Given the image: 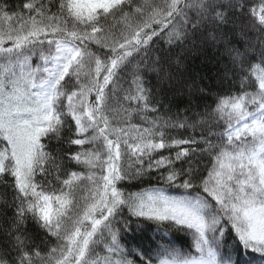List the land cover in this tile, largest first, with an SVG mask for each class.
Listing matches in <instances>:
<instances>
[{"label": "snow or ice", "instance_id": "obj_1", "mask_svg": "<svg viewBox=\"0 0 264 264\" xmlns=\"http://www.w3.org/2000/svg\"><path fill=\"white\" fill-rule=\"evenodd\" d=\"M254 3L0 0V264H264V0ZM205 47L219 54L221 91L201 104L213 89L174 49ZM145 177L182 192L125 191ZM145 221L190 234L195 253L145 249Z\"/></svg>", "mask_w": 264, "mask_h": 264}, {"label": "trees", "instance_id": "obj_2", "mask_svg": "<svg viewBox=\"0 0 264 264\" xmlns=\"http://www.w3.org/2000/svg\"><path fill=\"white\" fill-rule=\"evenodd\" d=\"M9 2L12 4H15L17 3V0H9ZM21 2H23V0H21ZM134 2L143 3L144 0H134ZM149 2H151V0H149ZM253 6L258 7L259 0H255V3ZM12 23H15V21H13ZM108 23L116 26L115 31L117 33L123 27V24L118 19L113 20L110 18ZM233 42L235 43L236 41L234 40ZM174 53H179L183 55L189 69L195 73H199V75L203 78L201 80L202 86L213 89L212 92L208 93V99L200 101L201 104L210 103L211 100L215 98V93L221 91L218 85L217 78H216L217 69L220 67V57H219L218 52L212 47H205L201 50L192 51L189 53H181L180 49H174ZM32 62H33V67H35L36 64L38 63V58L33 57ZM85 71H88V69L86 68ZM121 80L124 82L123 86L127 88L129 86L128 82L130 81V77H128L127 80H125V76L122 75ZM225 87H227V85H225ZM173 102L174 104H181V105L184 103L183 100H179L178 98H173ZM214 106L215 105L213 104V107ZM116 107H119V106L116 105ZM116 119L118 121L124 119L123 114L121 113V115L117 116ZM138 121H139V117H135L133 120V122H138ZM216 130L220 131L222 130V128H218ZM171 134L176 135V136L179 135V133H176V132H173ZM46 143H50L52 147H55L56 145V142L54 140L51 142L46 141ZM165 154L167 155L168 153L165 152ZM206 163H208L207 160L203 161L201 163V167L203 166V164H206ZM70 170L80 171L81 169L77 166H73V168ZM50 187L58 190L60 188V184L53 179V182L50 185ZM153 187H163L165 194L169 196H173V197H178L182 192V190L164 186L158 180L149 179L148 177H145L142 182H132L131 184L128 185L125 191L139 192L142 190H150ZM3 193H4V189L2 186H0V204H2L5 199V196ZM74 195L77 201L82 204L83 198L88 195V192L84 188L83 185H80L74 189ZM7 199L10 200L11 196L9 195ZM126 212L127 210L125 209V213ZM135 235L137 237V241L142 243L145 249H154L156 247V244L154 243V241L159 240L160 243L170 242L171 245L178 252H181V253L192 252L193 254L195 253V249L192 247V237L190 234L186 232L165 231L163 227H160L152 222L145 221L142 223L140 230H135ZM161 237H163L162 240H161ZM55 243H56L55 239L52 238L51 243H49L47 247H52ZM233 244H234V241L231 238H229L227 242V246L225 247L224 251L231 250V247ZM45 251H47V248H45ZM232 258L234 260L237 258V254L235 252L232 253ZM248 258L249 257L247 256L244 257L245 260H247ZM253 264H258V261H253Z\"/></svg>", "mask_w": 264, "mask_h": 264}, {"label": "rangeland", "instance_id": "obj_3", "mask_svg": "<svg viewBox=\"0 0 264 264\" xmlns=\"http://www.w3.org/2000/svg\"><path fill=\"white\" fill-rule=\"evenodd\" d=\"M249 139H250V137H249Z\"/></svg>", "mask_w": 264, "mask_h": 264}]
</instances>
